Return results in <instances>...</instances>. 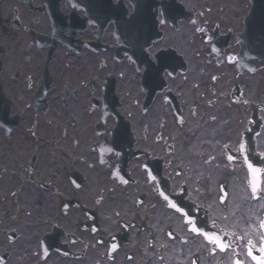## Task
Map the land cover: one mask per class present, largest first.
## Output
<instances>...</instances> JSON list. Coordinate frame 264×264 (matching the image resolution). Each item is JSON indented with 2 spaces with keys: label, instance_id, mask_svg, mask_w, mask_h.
Wrapping results in <instances>:
<instances>
[{
  "label": "flooded vegetation",
  "instance_id": "obj_1",
  "mask_svg": "<svg viewBox=\"0 0 264 264\" xmlns=\"http://www.w3.org/2000/svg\"><path fill=\"white\" fill-rule=\"evenodd\" d=\"M263 54L264 0H0V264H256Z\"/></svg>",
  "mask_w": 264,
  "mask_h": 264
},
{
  "label": "snow or ice",
  "instance_id": "obj_2",
  "mask_svg": "<svg viewBox=\"0 0 264 264\" xmlns=\"http://www.w3.org/2000/svg\"><path fill=\"white\" fill-rule=\"evenodd\" d=\"M229 159H232V157L230 156ZM248 168L252 175V182L250 186L252 188L253 197L256 198L259 191L260 198H264V186H261L258 189V185H264V170L255 168L251 164L248 165ZM153 179H155V177H153ZM164 199L165 201L170 202V207L172 209H174L177 213L181 214V218L185 220L186 224L188 225V230L190 232L204 236L209 240V242L219 247L221 250H225L230 247L229 244L222 241V238L220 236L202 231V229L197 225L195 217L191 216L187 210L179 206L174 201H170V198L167 195L164 196ZM260 227L264 228V221L261 222ZM249 244L252 246L248 248V255L251 256L252 260L255 261L256 264H264V235L261 236L260 248L258 249V251L262 255H254L253 249L255 248V245L252 244L251 241H249ZM236 264H241V262L237 261Z\"/></svg>",
  "mask_w": 264,
  "mask_h": 264
},
{
  "label": "water",
  "instance_id": "obj_3",
  "mask_svg": "<svg viewBox=\"0 0 264 264\" xmlns=\"http://www.w3.org/2000/svg\"><path fill=\"white\" fill-rule=\"evenodd\" d=\"M252 23H255V17L252 16V14H251V15H250V18H249V21H248V25L251 26ZM253 30H254V29H252V31H253Z\"/></svg>",
  "mask_w": 264,
  "mask_h": 264
}]
</instances>
